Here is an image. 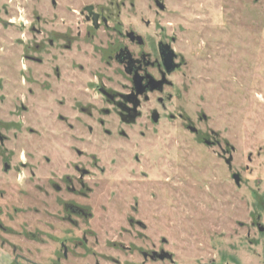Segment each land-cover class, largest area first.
<instances>
[{
    "label": "rangeland",
    "instance_id": "1",
    "mask_svg": "<svg viewBox=\"0 0 264 264\" xmlns=\"http://www.w3.org/2000/svg\"><path fill=\"white\" fill-rule=\"evenodd\" d=\"M35 1L30 0L29 11ZM48 1L42 2L45 28L52 30ZM57 1L61 15L104 4L126 22L148 15L157 29L171 31L182 66L172 75L171 92L179 98L166 104V112H182L201 131L194 136L163 114L144 136L136 127L127 140L116 134L86 139L84 164L96 190L87 205L95 214L92 222H99L104 201L107 264L111 259L127 264L132 252L122 247L133 245L141 253L156 249L171 256V261L145 264H264V0H160L162 12L155 0ZM4 20L0 9V49L9 45L8 35L14 40L20 34L10 33ZM11 48L19 56L20 45ZM83 77L78 82L84 89L90 74ZM5 84L0 80V95L9 93ZM211 133L230 151L231 171L220 150L201 142ZM103 167L104 192L98 187ZM232 173L240 175L238 187ZM129 218L144 226L139 242Z\"/></svg>",
    "mask_w": 264,
    "mask_h": 264
},
{
    "label": "flooded vegetation",
    "instance_id": "2",
    "mask_svg": "<svg viewBox=\"0 0 264 264\" xmlns=\"http://www.w3.org/2000/svg\"><path fill=\"white\" fill-rule=\"evenodd\" d=\"M43 1L32 2L31 11L30 0L0 6L10 33L20 32L14 40L8 35L9 45L0 49H5L0 80L9 92L0 95V264H107L104 201L99 222H92L95 214L87 205L96 190L84 164L86 139L116 134L127 140L136 127L144 136L163 114L194 136L201 131L182 112H166V104L179 98L171 92L172 75L182 66L171 31L157 29L148 15L126 22L104 4L61 15L57 0L47 2L53 21L47 30ZM154 5L164 11L160 0ZM18 44L19 56L11 48ZM88 74L83 89L78 79ZM142 120L151 125L140 128ZM201 142L220 150L232 170V155L221 149L216 134L203 135ZM99 173L104 192V167ZM236 174L241 181L232 173L234 184ZM127 223L138 241L141 221ZM122 250L132 252L127 264L171 261L161 250L141 253L135 245Z\"/></svg>",
    "mask_w": 264,
    "mask_h": 264
},
{
    "label": "water",
    "instance_id": "3",
    "mask_svg": "<svg viewBox=\"0 0 264 264\" xmlns=\"http://www.w3.org/2000/svg\"><path fill=\"white\" fill-rule=\"evenodd\" d=\"M233 179L235 181V184L238 186L239 185V181H240L239 176L236 174V175L233 176Z\"/></svg>",
    "mask_w": 264,
    "mask_h": 264
}]
</instances>
